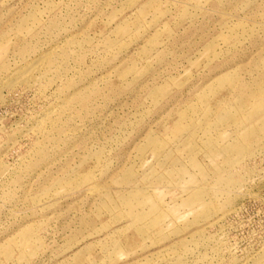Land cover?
Segmentation results:
<instances>
[{
	"label": "rangeland",
	"instance_id": "1",
	"mask_svg": "<svg viewBox=\"0 0 264 264\" xmlns=\"http://www.w3.org/2000/svg\"><path fill=\"white\" fill-rule=\"evenodd\" d=\"M0 264H264V0H0Z\"/></svg>",
	"mask_w": 264,
	"mask_h": 264
}]
</instances>
